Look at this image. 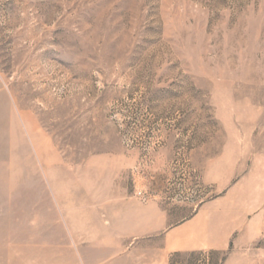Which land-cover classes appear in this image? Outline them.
Here are the masks:
<instances>
[{
  "label": "rangeland",
  "instance_id": "rangeland-1",
  "mask_svg": "<svg viewBox=\"0 0 264 264\" xmlns=\"http://www.w3.org/2000/svg\"><path fill=\"white\" fill-rule=\"evenodd\" d=\"M185 157L239 247L83 240L111 172L196 213ZM0 264H264V0H0Z\"/></svg>",
  "mask_w": 264,
  "mask_h": 264
},
{
  "label": "crops",
  "instance_id": "crops-1",
  "mask_svg": "<svg viewBox=\"0 0 264 264\" xmlns=\"http://www.w3.org/2000/svg\"><path fill=\"white\" fill-rule=\"evenodd\" d=\"M126 168L130 169L131 165ZM105 178L104 184L110 191L101 200L104 206L99 207L102 209L99 225L107 233L83 240L113 243V248L120 250L124 243L137 245L158 240L166 256L225 253L232 244L241 245L242 240L234 238L241 222L237 227L229 212L219 209L217 201L208 202L193 215L186 216L185 209L171 207L157 196L158 191L154 188L150 192L156 196L144 203L138 194L147 193L149 189L141 185L128 188L130 175L119 177L111 172Z\"/></svg>",
  "mask_w": 264,
  "mask_h": 264
},
{
  "label": "built area",
  "instance_id": "built-area-1",
  "mask_svg": "<svg viewBox=\"0 0 264 264\" xmlns=\"http://www.w3.org/2000/svg\"><path fill=\"white\" fill-rule=\"evenodd\" d=\"M179 166L182 169L184 179L178 184H173L175 186V193L172 194L173 199L169 196L171 195L170 191H167V201L191 203L195 208H199L211 201L214 196V188L202 181L197 171L191 167L189 158L185 157L182 165ZM151 194V192L139 193V196L142 197L144 203H147L152 197Z\"/></svg>",
  "mask_w": 264,
  "mask_h": 264
}]
</instances>
